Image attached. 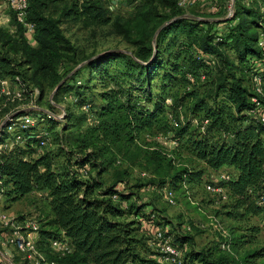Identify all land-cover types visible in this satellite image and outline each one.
I'll return each mask as SVG.
<instances>
[{
  "label": "trees",
  "instance_id": "trees-1",
  "mask_svg": "<svg viewBox=\"0 0 264 264\" xmlns=\"http://www.w3.org/2000/svg\"><path fill=\"white\" fill-rule=\"evenodd\" d=\"M27 1L28 22L34 27L36 45L28 44L17 24L14 35L1 32L0 79L9 80L23 92L29 84L35 85L41 96L46 88H56L53 97L72 94L79 111L87 101L84 96L93 74H108L109 65L120 68L117 74L122 80L136 84L130 86L133 90L141 91L146 85L145 95L149 99L155 79H159L163 87L151 109L142 106L128 89H109L101 93L102 104L94 108L93 115L98 124L82 134L78 147L83 156L76 161L67 156L65 162L56 167L53 154L47 151L49 143L39 152L36 138L39 133L35 136L31 130L24 135L22 145L0 155V192L4 191L5 202H15L33 192L43 193L48 200L49 219L44 228L39 222L36 242L48 260L57 264H164L159 261V252H153L147 245L142 234L144 228L138 220L139 217L145 219L155 231L158 228L150 224L160 225L161 216L153 211L146 215L149 204L138 203L134 192L118 190V184L126 182V170L116 172L108 184L103 178L113 164L119 162L117 155L124 156L130 148L139 152L142 146L138 139L155 132L170 135V142L175 143L172 155L169 157L155 143L153 148L141 151L142 161L152 167L155 178L135 188L166 186L164 194L171 192L175 202V188L200 183L207 171L226 170L231 180L219 186L231 201L228 217L264 216L261 205L264 199V125L250 114L253 109L251 89L244 87L233 73L239 66H250L251 61L262 58L256 45L264 29L259 32L263 26L257 23V8L235 2L232 17L211 22L187 16L179 6L180 0H129V4L139 3L134 18L126 22L115 20L114 25L134 46L131 53L113 51L85 59L78 58L76 48L63 35L59 21L45 14L48 5L56 0ZM222 1L223 8L228 7V0H217ZM110 15L109 8L93 0H81L62 11L65 18L99 26L111 23ZM13 21L16 23L14 17ZM217 25H223L225 31L218 33L214 30ZM171 32L183 36L185 43H179L178 51L163 60L159 45ZM131 33L134 40L130 38ZM153 36L158 40L155 45L151 43ZM225 49L233 52L235 60L231 62L227 58ZM13 57H18L19 61ZM85 61L84 66L71 74ZM213 69H219L222 77L210 105L204 99H197L186 115L182 105L192 94L180 97L175 94V99L170 96L172 104L166 105L167 91L194 87L204 82ZM83 72H87L88 78L78 83L77 78ZM261 76L264 81V73ZM219 95H222L221 101L217 100ZM9 102V98L0 94V113ZM84 119L82 116L74 120L79 125ZM193 120H197V124H193ZM205 121L207 124L203 126ZM174 123L178 126L173 127ZM43 130L51 138L50 132ZM182 153L196 164L174 171L173 164L180 160ZM162 224L176 231L170 220ZM186 234L178 230L173 239L169 233L167 236L173 247L184 250L181 264H237L229 256V249H220L219 243L209 249L186 250V246L194 245V238ZM60 238L67 239L72 249L65 256L55 255L49 248L50 240ZM17 257L20 262L14 264H28L18 254ZM263 257L264 246L245 259Z\"/></svg>",
  "mask_w": 264,
  "mask_h": 264
},
{
  "label": "rangeland",
  "instance_id": "rangeland-1",
  "mask_svg": "<svg viewBox=\"0 0 264 264\" xmlns=\"http://www.w3.org/2000/svg\"><path fill=\"white\" fill-rule=\"evenodd\" d=\"M100 1V3L107 8H110L111 23L105 26H99L87 21H77L71 18H65L62 16V11L69 8L72 4L79 3L81 0H56L48 5L46 15L52 16L59 21L60 29L63 35L70 41L73 47L78 52V58H90L94 59L102 54L118 51L126 54H130L134 46L121 35L115 28V20L125 21L133 19L135 16L138 2L129 4V0H93ZM184 4L180 6L184 13L188 15L197 16L200 21L220 22L225 18H230L232 15L228 11V7H232V12L235 2L245 4L253 8L258 9L257 23L260 26V31L264 29V0H228L227 10L223 8L220 2L217 0H180ZM229 4V5H228ZM225 17V18H224ZM167 24V23H166ZM257 24V25H258ZM214 30L218 33L224 32L225 27L223 25H217ZM17 31V25L13 21L12 13L5 7L3 0H0V33H8L14 35ZM131 40H134V34L131 33ZM183 36H175L174 33H170L164 42L160 46V54H162L163 60H166L169 55L174 54L180 48L179 43H185ZM158 42L156 36L152 37L151 43L155 45ZM30 46H35L36 43H29ZM227 58L232 62L234 54L231 50L225 49ZM19 61L18 57H13ZM85 62L78 65L71 74L84 66ZM264 61L253 60L250 66H239L233 73L236 78L239 79L242 85L252 90V84L250 81L252 73L254 71H261L264 73L263 67ZM234 66H237L235 63ZM22 70H25L24 68ZM106 75L98 76L93 74V80L89 84L88 91L85 92V98L87 101L80 108H87V112L78 110L77 101L73 102L74 95L61 94L58 97H53L56 91L55 89L46 88L43 96L40 95L39 89L32 84H29V88L26 92L22 91L21 98L14 97V95L21 91L15 84L9 83L8 88L11 92L9 104L1 108L3 113H0V124L5 115L9 112H28L34 115H39V119H36L35 126L30 128L33 135L40 133V130L47 129L50 132L51 138L47 151L51 152L54 158V164L56 167H60L67 156H70L72 161H76L79 157L83 156V152L78 147L79 141L82 139V134L86 132L88 128H92L98 124L94 115V108L99 107L102 104L100 94L108 91L109 89L130 90L131 94L139 98V103L146 108L151 109L153 102L160 97V92L163 87L159 79H155L152 82L151 87V99H149L145 92L147 91L146 85L143 86L141 91L133 90L130 86L136 84L122 80L121 76L117 74V70H120L118 66H107ZM105 70V71H106ZM30 76V74H27ZM222 73L219 69L210 70L207 79L194 87L174 88L171 91L166 92V105L170 106L172 100L175 99V94L178 97L183 94H192L188 96L182 105L186 111V115H189L190 110L197 99H204L209 105L215 94L216 85L220 81ZM88 78L87 72H83L77 80L78 83H83ZM130 88V89H129ZM173 96V99L170 98ZM264 102V87L263 97L260 98ZM218 101L222 100V95H219ZM264 105V104H263ZM29 108H36L35 112L28 111ZM91 108V111H90ZM84 116V121L79 125L76 124L74 119ZM194 122L197 120H193ZM195 124V123H193ZM170 135L163 136L161 133L155 132L151 136H141L138 139V144L142 146L138 152L135 148H130L124 152V156L117 155L116 161L109 169L108 173L103 175L107 184L114 179V174L118 171H127L126 182L124 184H118L117 188L125 193L134 192L138 196L140 204H149L145 209V214L148 212H155L159 214L161 223L156 225L151 223L150 225L158 228L163 235L164 240L172 244L171 239L177 234V231L187 233L194 238L193 246H186V250L195 249H209L216 243H219L220 249L226 243L229 248V256L233 258L237 264H264V257L254 260H246L245 257L250 253L262 248L264 246V216H245L239 219H233L228 217L230 212L231 201L227 197L222 198L217 195L209 194L205 186L208 181L216 178L220 173L225 172H212L207 171L200 183L193 184L180 189L173 188L175 204L169 205L164 199V189L158 186H145L143 188H135L137 185L146 184L150 179H154L153 169L151 166H147L142 161L143 154L141 151L144 149L153 148L157 144L162 148L163 152L171 157V152L174 145L169 140ZM152 146V147H151ZM31 153V152H30ZM179 158L173 164V170L182 169L183 167H194V163L189 157L182 153ZM36 156H32L35 158ZM158 179H155L157 181ZM6 190V189H5ZM6 192V191H5ZM2 193V194H1ZM1 202L0 211H6L10 216L17 218H31L36 222H41V227L44 228V224L48 221V200L46 196L41 192H33L15 202H9L4 198V191L0 192ZM139 222L144 228L142 234L147 239V245L156 252L157 248L154 246L156 242L153 240V229L149 226V223L139 217ZM170 220L176 231H171L169 226L162 224V221ZM46 229V228H45ZM169 236L171 237L168 238ZM226 241V242H225ZM230 246V247H229ZM178 252L179 261L176 264H181L183 259L184 250H179L177 246L174 247ZM8 257L4 260L5 264H14V262H20V258L12 248L4 252ZM21 259H23L21 255ZM161 259V258H160ZM162 262V261H161ZM164 263V262H162ZM167 264V263H164ZM172 264V263H169Z\"/></svg>",
  "mask_w": 264,
  "mask_h": 264
},
{
  "label": "built area",
  "instance_id": "built-area-1",
  "mask_svg": "<svg viewBox=\"0 0 264 264\" xmlns=\"http://www.w3.org/2000/svg\"><path fill=\"white\" fill-rule=\"evenodd\" d=\"M3 2L5 3V7L12 13L16 24L22 28L24 38L28 44L34 43V27L28 22V1L3 0ZM183 4V1H179V6ZM228 11L232 15L231 6H229ZM256 46L262 57L261 59L264 61V32L259 35ZM260 72L261 71H254L250 78L252 84L251 91L253 94L251 98L253 109L250 111V114L255 120L264 125V105L260 99L263 97L264 81ZM9 83L7 79H0V94L7 98L11 97V92L8 88ZM21 94L22 91H19L14 97L21 98ZM73 102H76L75 98ZM35 110L36 108L28 109V111L33 112H35ZM81 110L85 111V113L87 112V108L83 107ZM21 112H9L5 115L0 124V155L16 145H22L25 140L24 135L30 131V128L35 126L36 119L42 121V118L39 119V115L28 112L21 114ZM193 123L197 124L196 121H193ZM206 124L207 121L203 122V126ZM177 126V123L173 124V127ZM36 138L39 140L37 149L41 152L49 143V134L43 130ZM172 144L174 145L175 143L172 142ZM80 173L83 176L86 175L84 170H80ZM230 180L231 174L228 171L222 172L206 185V191L212 195L225 198V191L219 186V183L228 182ZM164 199L170 205L175 204L171 192H165ZM261 205L264 206V199H262ZM39 227V223L31 218L26 217L21 219L10 216L4 211H0V264H5L4 260L8 255L4 252L9 250V248H12L20 257L22 255V260H26L28 264H57L54 261L48 260L45 254L37 248L36 242L39 234ZM153 232V240L157 242L154 246L160 254L159 261L167 264H176L179 261L178 252L168 241L164 240L160 231L155 230ZM49 248L52 253L58 256H65L72 250L65 238L50 240ZM222 248L229 249L226 243Z\"/></svg>",
  "mask_w": 264,
  "mask_h": 264
},
{
  "label": "crops",
  "instance_id": "crops-1",
  "mask_svg": "<svg viewBox=\"0 0 264 264\" xmlns=\"http://www.w3.org/2000/svg\"><path fill=\"white\" fill-rule=\"evenodd\" d=\"M5 213H6V211H5ZM7 214V213H6Z\"/></svg>",
  "mask_w": 264,
  "mask_h": 264
}]
</instances>
